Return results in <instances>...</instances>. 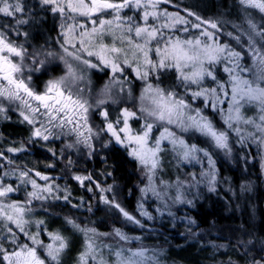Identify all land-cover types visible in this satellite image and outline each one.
<instances>
[{
	"label": "snow or ice",
	"instance_id": "6c2138e0",
	"mask_svg": "<svg viewBox=\"0 0 264 264\" xmlns=\"http://www.w3.org/2000/svg\"><path fill=\"white\" fill-rule=\"evenodd\" d=\"M161 2H169V0H40L42 5L48 6L53 14L58 13L62 18L64 44L76 49V51H69L65 47L64 53L78 62L74 65L65 56H61L60 59L66 65V75L48 81L44 92L41 93L30 87L28 82L32 79L31 75L27 77L23 75L24 60L29 54L24 44L18 43L16 39L21 36L26 38L28 35L27 31H21V26L29 23V19L25 18L26 8L23 0H0V15L11 17L14 21V24L0 25V98L20 102L24 109L21 111L24 121L33 125L32 138L45 141L53 135L58 138L62 132L53 133V129L64 130L71 125L68 131L76 133L77 142L92 148L93 130L88 127L89 109L100 107L109 100L116 101L108 95L109 86L107 85L103 90V97L94 102L84 98L85 89L74 87L77 82L85 79V69L79 68V64L84 65L85 68L98 67L92 61L83 59L78 54L81 51L88 57L95 56L104 67L110 68L113 79H116V73L123 74L125 67H132L136 76L142 80H147L153 72L163 73L171 69L175 70L177 79L189 90L188 100L178 95L174 89H165L148 83L140 97L141 101H148V103L141 104L140 116L128 108H123L115 121L109 119L108 110L103 109L100 113L106 122V131L118 144L129 149V155L132 158L148 169L149 186L141 189L142 193L147 195L151 191L158 198L161 193L152 187V174L159 166L158 153L162 151V141L167 140L182 161L200 163L203 156L207 158L211 169H214L215 164L208 148L187 143L169 126H174L181 133H199L208 138L212 147L226 149L230 153L231 147L228 143L230 133H235L243 142L245 137L242 135L239 124L254 125L261 135L257 137L251 132L247 135L258 144L264 145V25L256 24L250 15L247 18L249 31L246 33L248 46L245 55H248L252 61L251 65H247L242 63L244 55L240 51H236L228 43L220 42L216 34L220 28L216 21L204 20L189 11L188 16H194L195 20L199 21L191 22L178 14L159 10L158 4ZM239 4L246 9H258L259 12L264 13V0H239ZM124 9H135L137 12L142 10V12L138 19H134L127 14L121 15ZM105 12H108L111 18L100 15ZM17 14L20 15L17 16ZM78 17H84L85 22H80ZM179 25L183 27L178 28ZM189 26L200 30L199 34L184 37L176 34L178 31L189 33ZM117 31L119 35L116 34ZM109 33L113 37L111 46L103 43L104 36ZM227 35L237 44L240 43V35L234 36L231 32ZM74 41H78V44ZM117 41L121 46H117ZM39 55L36 53L31 57L32 63L43 67L45 60L38 59ZM48 55L51 56L53 53ZM218 65L222 66L223 72L227 74L226 80L218 78L216 72ZM39 70L40 68H28L29 72ZM249 73H251L250 77ZM206 79L211 80L214 86H206ZM191 85L196 86L195 90L191 89ZM198 99L202 100L203 107L192 106V102ZM246 104H255L259 108V123L242 116L241 108ZM209 108L222 117L226 128L217 127L213 119L205 114L204 110ZM130 119H143L142 130L133 132L129 124ZM157 127L162 130L159 136L155 137L153 131ZM81 129H86L87 135ZM150 140L153 141L151 145ZM19 151L24 149L11 147L7 149L10 153ZM0 161L15 163L5 157L3 151H0ZM3 169L4 163H0V170ZM33 171L32 169L20 171L17 177L21 184H30L33 189L27 193L28 199L23 202L29 205L32 199H47L43 193L50 194L53 190L51 184H38L37 180L29 175ZM9 175H15V172L3 171L0 174V221L14 224L37 247L19 243L17 233L12 227H7V233L13 239L8 241L7 236L0 237V264H46V260L38 254V247H44L46 256L50 257L55 264H60V254L68 246L66 239L59 233H50L52 243L44 245L43 241L38 239L39 232L35 235L25 232L24 225L28 221L24 219V216L30 209L22 206L19 201L6 202L8 195L18 190L17 187L4 182V177ZM34 175L40 180H50L49 176L39 171H35ZM201 176L202 179L197 180L193 174L192 179L195 183L191 186L194 187L206 181L209 191H215V171L203 172ZM75 179L83 183L85 179L91 180V177L76 176ZM101 198L105 203H110L107 198ZM64 199L67 200V196ZM173 199L179 203H192L191 200H186L184 193L180 191ZM111 203L127 221L143 227L140 221L120 204L114 201ZM139 210L143 216L152 219L149 213L143 210L142 204ZM68 223L84 232L87 238L86 251L80 256V264H88V259L93 260L95 264H108L102 253L96 252L99 246L93 239L97 235L95 229L81 228L70 219ZM37 224H43V221H38ZM114 232L121 240H129V237L120 229H115ZM89 233L92 235H88ZM6 243L15 246L5 247ZM115 255L117 257L115 264H146L149 259L145 256L143 249L121 248L115 252ZM253 264H264V261L256 260Z\"/></svg>",
	"mask_w": 264,
	"mask_h": 264
},
{
	"label": "trees",
	"instance_id": "16d2710c",
	"mask_svg": "<svg viewBox=\"0 0 264 264\" xmlns=\"http://www.w3.org/2000/svg\"><path fill=\"white\" fill-rule=\"evenodd\" d=\"M188 1L169 0V3L181 10V16L184 15L182 12L191 11L204 20H220L224 23L235 22L240 25L243 22V12L238 0H191L195 2V6L188 4ZM23 3L26 8L25 18L29 19V23L24 25V29L28 25L31 37H36L41 43L46 42L47 38H54L53 34L56 33L58 28L57 14H53L48 6L42 5L40 0H23ZM158 9L172 12L162 6H158ZM252 14L253 19L259 20V22L264 21L262 16L261 20L257 18L260 17L258 14ZM19 15L17 14V16ZM184 18L194 23L199 22L194 21V16ZM10 20L13 19L0 15V23L5 24ZM230 27H232L230 24H224L222 28L223 31L230 32L232 31ZM176 34H179V31ZM220 40L224 42L221 38ZM51 43L53 44V41H50ZM231 46L233 47V45ZM233 48L239 51L238 48ZM242 63L246 64L244 60ZM165 72L168 73L167 78H162L161 73L155 72L152 73V76L157 79L159 75L157 80L163 87L175 88L177 86L176 88L181 92L186 91L182 82L177 79L174 69ZM216 72L218 77L220 75L227 76L221 66H217ZM36 80H39L37 81L39 84V77H36ZM30 138H32V129L26 122L11 112H0V151L4 152L5 157L15 162L11 164L23 165L26 171L28 169L34 170L29 175L36 180L37 177H35L34 172L39 171L49 176L50 180L37 181L38 184H51L52 189L65 190L70 193L71 199L67 198V200L60 199V197L57 199L58 196L43 193L44 196H47V199H32L29 205L23 202L28 199L27 193L33 191L32 187L18 184L13 180H4L5 183L18 188L17 191L8 195L6 202H21L22 206L30 209L26 212L27 214L36 213L38 219H41L39 221H43V224H37L36 229L39 230V240L43 241L44 245L52 243L50 233H59L66 239L68 246L62 251L59 258L60 264H80L79 252L82 248H86L87 244L84 232L69 224V219L80 225L81 228H94L97 233L93 237L96 245L106 244L105 241H109L110 236L115 234L114 230L120 229L129 239L163 243L165 247L162 250L166 251L167 256L165 264H209L205 260L198 261L199 255L197 256V253H195V249L202 248L199 242L206 243L203 240L196 239V241L191 242L186 238H182L177 239L176 242H171L166 239L164 233L148 235L145 230L133 227V223L127 221L119 210L113 206L111 203L113 201L120 204L137 219L142 218L143 225H158L163 228L164 232H172V229H174L165 222L169 217L163 213L162 208L156 205L155 201L152 200L146 203L141 201L139 187L142 181L136 175V161L129 159L125 150L116 145L113 148L111 145L110 150L103 151L102 149L100 151L103 160L91 159V162H83L82 155L73 153V150L72 152L64 150L65 155L63 158L67 157L64 162L69 165L64 169L61 166H56L58 157L55 154L58 143L47 145L40 140ZM10 146H13L12 148H23L24 151L7 152ZM50 146L52 150L49 149ZM69 150L71 151V149ZM81 153L87 157L85 152L82 151ZM240 153L241 151L236 153L238 157L233 161V163L237 162L239 164L234 166L232 163L231 168L225 167L222 163H215L218 170V188L214 192H205L199 189L191 207L181 208L174 214L175 218L184 216L189 219L195 227V231H199L203 235L213 236L205 245L212 243L214 246H219L221 249L220 255L226 256L225 261L214 262V264H253V261L261 260L262 255L260 253L264 251V182L256 175L255 165L247 164L246 158L241 157ZM240 158L243 159L242 163L239 160ZM0 163H4V169L0 170V174H2L3 171H6L5 166L9 163L7 161H0ZM240 164L244 166L245 173H242ZM77 165L82 169L77 168ZM61 169L65 175L63 180L53 179L58 176ZM70 172L80 173L83 177L90 176L91 180L94 181H83L81 183L70 177ZM235 185L236 187L243 186V188L236 191V196L233 197L230 194L231 188L233 190ZM101 197L107 198L110 203H105ZM141 204L143 210L148 212L152 219H148L141 213L142 217L139 215ZM9 225L17 233L19 243H27L37 247V245L32 244L28 237H24V232H20L14 224ZM9 225L7 222L0 221V232L7 230V227H10ZM88 235L91 236L92 234L89 233ZM106 245L112 246L111 244ZM222 248L225 250H222ZM38 254L46 260V264H55L50 257L46 256L44 247H38Z\"/></svg>",
	"mask_w": 264,
	"mask_h": 264
},
{
	"label": "rangeland",
	"instance_id": "374dc122",
	"mask_svg": "<svg viewBox=\"0 0 264 264\" xmlns=\"http://www.w3.org/2000/svg\"><path fill=\"white\" fill-rule=\"evenodd\" d=\"M190 5L195 6V2H192L189 0L187 2ZM239 3V0H238ZM158 6H162L164 8H167L170 11H167L168 13L171 14H178L179 16L181 13V10L179 8L174 7L171 5L169 2H161L158 4ZM240 8L242 9L243 12V22L240 25L239 23H229L226 22L224 23L223 21L220 20H215L218 23V27L220 28V31L217 34V36L224 41L220 42L221 43H228L233 45V47H236L239 49V51L244 55V61L247 65H251L252 61L251 58L248 55H245V50L247 49L248 46V36L247 32L249 31V25L247 23V18L250 15L251 19H253V14L256 13L260 17H257L258 19H261V16L264 18V13L259 12L258 9H246L242 5H240ZM165 10V9H164ZM142 12V10H141ZM141 12H137L135 9L129 10V9H124L121 15L127 14L128 16H132L134 19H138ZM184 15L182 17H187L188 12L184 11L182 12ZM104 18H111L108 12L101 13L100 14ZM58 19H57V26H58V31L56 29V33H54V38L50 37L49 40L46 42H39L36 37H31L30 35V29L26 26L24 29V25L21 26V31H27L28 35L27 37H18L17 42L18 43H23L24 46L28 49V57L24 60V72L23 75L25 77L31 75L32 79L29 83L30 87H32L35 91L37 92H44L48 81L50 80H55L59 79L60 77H63L66 75V65L64 64V61L60 59L61 56H65L66 59H68L70 62H72L74 65L78 64V62L74 61L72 57H67L66 54L64 53V48L67 47L69 51H76V49L71 48L70 45L64 44V35H62V32L64 31L61 28L62 24V18L60 15L57 13ZM80 22H85L84 17H78L77 18ZM93 19H96V17H93ZM188 20V19H187ZM233 20V19H232ZM262 20V19H261ZM196 21V20H194ZM235 21V20H233ZM253 21L258 24V25H264V21L255 20ZM150 19V23H151ZM69 23H73L72 21H69ZM198 23V22H195ZM8 24H14L13 20L8 21ZM224 24H230L232 27H230L231 33L233 35H240L241 36V41L239 44L236 43L232 37H229L227 33L229 31H223V26ZM0 25H4L0 23ZM90 26V25H89ZM178 28L183 27V25L177 26ZM198 29H193L189 26V33H185L179 31V36L184 37L188 35H195L199 34ZM210 31H215L211 30ZM119 35V31L116 33ZM113 37L112 35L106 34L103 39V43L106 45L111 46L112 44ZM50 41H53V44H50ZM75 43L78 44V41H74ZM117 46H121L119 44V41H117ZM95 50V49H93ZM36 53H39L40 55L37 57L38 59H43L45 60V64L43 67H40L38 64H33L31 57L35 55ZM48 53H53V55L49 56ZM79 55L82 56L83 59H88L92 61L93 63L97 64L98 67L95 69L92 68H85L84 65L79 64V68H84L85 69V79L83 81L77 82L74 87L78 86L80 88L85 89L83 96L85 99H88L89 102H94L98 98H102L104 93L103 90L105 89V86H109V92L108 95L113 97L116 102H112L109 100L108 103L101 105L100 107H93L89 109L88 113V127H91L93 130V135L91 139V144L92 148L86 147L82 143L77 142V135L75 132H69L68 128L71 127V125L68 126V128H65L64 130L61 129H53V133H60L62 132L61 135L57 138L56 135H53L49 138V140L45 141L43 139H37L40 140L42 143H46L47 145H53L58 143L59 145L57 146V151L55 156L58 157L56 159V166H61L62 168L66 169L69 167L68 164H65L64 161L67 160V157H64V150H68L69 152L73 153L75 152L76 154H81L84 161H90L91 159L95 160H103V156H101L102 153L100 151L103 149V151L110 150L109 148L111 145L114 148V145L119 146L121 149L125 150L127 156L131 160L136 161V175L139 176L140 181H142V184L139 187V194H140V199L143 201V203L146 202H151L152 200L155 201L156 205L160 206L162 208V211L165 215H168L169 219L166 220L165 222L168 223L169 226L174 227L172 229V232H164L163 228L159 227L158 225L154 226H149L148 224H142L143 220L137 219L140 221V223L143 225V227L140 226V224H135L133 223L132 226L136 227L137 229H142L147 232L148 235H159L161 233L165 234V237L167 240H170L171 242L177 241V239H182L186 238L189 241H196L197 240H203L204 242L208 243L209 239L213 237L212 235H207V234H202L199 231H195V227L190 223V220L185 218L184 216L175 218L174 216L175 212L177 210H180L181 208L185 207H191V204L188 203H179L174 201V197L177 195L178 191L184 193V198L186 200H191L193 202V199L197 197V193L199 189H202L205 192H214V191H209V185L205 181L204 183H200L197 186H191L195 182L193 181L192 177L193 174H195L197 180H201L202 176L201 174L203 172H208L214 170L216 173V180H215V189H217L218 185V177H217V164L222 163L225 165V167L231 168L233 161L235 160L236 153H240V156L243 158H246V163L247 164H254L256 169V175L260 177V180L264 182V145H260L257 142L253 140L252 137L248 136L247 134L249 132L254 133L257 137H259L261 134L256 131L254 125H245L243 123L239 124V127L242 129V135L245 137L243 142H241L240 137H238L235 133H230L229 135V145L231 147V152L228 153L226 149H219L212 147L208 141V138L200 135L199 133L196 132H185L181 133L179 129H176L174 126H169L172 128L174 131H176L178 136H181L187 143H195L199 147L202 148H208L209 151L212 154V160L217 163L214 164V169H211L207 158L203 159V156H201V162H185L182 161L176 151L173 150L172 145L167 141L164 140L161 142V148L162 151L158 153V158H159V166L155 170L154 174H152V187L156 189L157 192L161 193V196L158 198L155 196L151 191L145 195L142 193L141 189L146 188L149 186V179L148 176L150 175L149 171L147 168L143 167L139 161L136 159L132 158L129 155V149L118 144L115 139L112 137L110 133L106 131V122L104 120V117L100 114L103 109L108 110L109 112V119L112 121H115L120 114V111L123 108H128L130 111L136 112L137 116H140L141 113L139 111L140 106L142 103H148V101H141L140 97L143 94L144 88L148 83L153 84V86L159 85L162 88L165 89H174L178 95L184 96L186 100L190 98L189 96V90L186 89V91L179 90L178 88H173V87H163L162 85L159 84V81L155 79L152 76V73L149 75L147 80H142L139 79L136 76V73L133 71L132 67H125L123 74L121 73H116V79H113V74L111 73L110 68L104 67L103 64L95 57H88L85 52H79ZM123 57H121L122 59ZM131 59V57H130ZM135 65L133 64V67ZM220 66V65H218ZM40 68L39 71H33L29 72L28 68ZM222 67V66H221ZM162 78H167L168 73L163 72ZM41 75L42 79H41ZM248 76H251V73L248 74ZM36 77H39L40 82L38 84L36 80ZM221 80H226L227 76L220 75L218 77ZM39 85V86H38ZM205 85H212V81L209 79L205 80ZM179 87V86H178ZM196 86L191 85V89L195 90ZM193 107H203L202 100H195L192 102ZM0 112L7 113L11 112L15 116L19 117L22 121H24L23 116L21 115V111L24 110L20 104V102L17 101H8L3 98H0ZM205 114H207L210 118L213 119L214 123L216 124L217 127L223 129L226 128V125L223 123L222 117L213 112L210 108L205 109ZM241 114L244 118L247 119H252L256 120L257 123H259V108L255 104L251 105H244L241 108ZM26 122V121H24ZM27 123V122H26ZM81 123H83L81 121ZM144 121L143 119L136 120V119H130L129 124L132 127L133 132H139L142 130V125ZM28 124V123H27ZM32 131H33V125L28 124ZM82 131H85V135H87L86 129H81ZM162 129L157 127L153 131V136L158 137L159 133ZM121 136H123V133H121ZM104 138V140H103ZM36 139V138H35ZM103 140V141H102ZM153 143L152 140L149 141V144L151 145ZM68 145H72V147H68ZM98 146V148H97ZM11 148L13 146H10ZM52 150L51 146L49 148ZM71 149V151L69 150ZM240 150V151H239ZM85 152L87 154V157L83 155L81 152ZM94 157V158H92ZM165 159V160H164ZM238 159V158H237ZM240 162L242 163L243 159H239ZM82 162V163H83ZM234 166L239 164L237 162L233 163ZM242 168V173H245L244 171V166L240 164ZM23 165H14V164H7L5 166L6 171L9 173L15 172V175H9L4 177V180H13L16 181L18 184H21L20 180L17 178L19 175L20 171H26V168H23ZM77 168L82 169L79 165H77ZM71 170V168H70ZM58 176H55L53 179H59L63 180L64 174L62 169L60 170ZM70 177H73L75 179L76 176H81L83 177L80 173H73L70 172ZM76 180V179H75ZM37 181H44L40 180L37 177ZM78 181V180H76ZM84 181H94V180H88L85 179ZM25 185V184H24ZM237 185V184H236ZM231 188V196H236V191L242 190L243 186H237ZM27 186H31L30 184H27ZM238 189V190H236ZM25 194V192H23ZM52 196H58L60 199H64L65 196H67L68 199L70 198V193L65 191V190H57L53 189L52 192L50 193ZM26 196V194H25ZM162 202V203H161ZM162 204V205H161ZM163 206V207H162ZM161 211V212H162ZM141 212H139L140 215ZM171 213V214H169ZM141 216V215H140ZM142 217V216H141ZM24 219L28 221V223L25 224V232H27L29 235H35L39 230L36 229L37 222L41 219H38L37 214H27L25 213ZM9 225V224H8ZM10 226V225H9ZM11 227V226H10ZM162 229V231H161ZM168 231V230H167ZM24 237H28L23 233ZM7 236V240L11 241L13 237L7 233V230L1 231L0 232V237ZM39 239V236H38ZM106 244H111L112 246H108L106 244H98L99 247H97L96 252L97 254L103 255V258L105 261L108 262V264H115V261L117 260V257L115 255V252L118 251L121 248L124 249H132V250H137V249H143L145 252V256L148 257L149 259L147 260L146 264H165V258L166 256V251H163L165 245L162 243H155L153 241L149 240H137V239H129L128 241L121 240L118 236L113 234L110 236L109 241H105ZM113 242V243H111ZM202 248L199 247V249H195V253H197V260H205L206 263L209 264H214V262L218 263V261H225V255H220L221 249L219 246H214L212 243L209 245L202 244ZM15 245H12L10 243H6L5 247L12 248ZM34 247V246H33ZM200 250V251H199ZM222 250H225L222 248ZM86 251V248H82L79 252L78 258L80 259V256L82 253ZM264 251L260 253L262 255L261 260L264 261ZM231 254V253H230ZM62 255V252L60 256ZM175 258V257H174ZM89 264H95V262L91 259H88Z\"/></svg>",
	"mask_w": 264,
	"mask_h": 264
},
{
	"label": "flooded vegetation",
	"instance_id": "af4514ba",
	"mask_svg": "<svg viewBox=\"0 0 264 264\" xmlns=\"http://www.w3.org/2000/svg\"><path fill=\"white\" fill-rule=\"evenodd\" d=\"M58 27V26H57ZM57 31H58V29H57ZM48 40L50 39V38H47Z\"/></svg>",
	"mask_w": 264,
	"mask_h": 264
}]
</instances>
